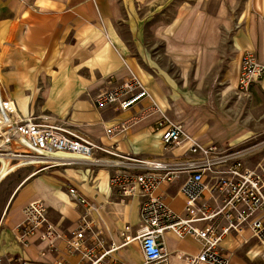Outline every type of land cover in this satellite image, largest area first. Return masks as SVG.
<instances>
[{"label": "crops", "instance_id": "crops-1", "mask_svg": "<svg viewBox=\"0 0 264 264\" xmlns=\"http://www.w3.org/2000/svg\"><path fill=\"white\" fill-rule=\"evenodd\" d=\"M160 3L161 0H0V77L21 114H50L98 145L114 147L119 154L138 160L178 159L184 149L165 150L161 141L163 131H156L160 115L152 110L155 103L202 143L227 146L219 127H198L182 119L178 109L173 108L171 100L179 84L170 68L177 67L180 59L200 57L209 68H225L220 75L231 90L237 89L245 52L254 53L264 64V0H195L190 11L203 7L206 16L218 13L221 33L211 36L207 27L210 23L205 20L207 34H185L183 40L163 34L154 38L152 46L146 36L147 13ZM228 3L234 4L237 14L236 28L230 36L226 35L230 24L223 18ZM179 19L178 14L172 23ZM132 76L141 80L151 94L150 99L123 112L95 107L96 96ZM183 77L185 80V74ZM184 80L182 88L187 87ZM252 92L260 96L264 80L254 85ZM123 123L127 129L122 134H106L107 129ZM96 158L119 161L100 152ZM82 167L88 170L83 171ZM10 168L6 163L0 164V264H80V256L68 252L65 244L85 215L84 209L70 197V188L96 206L130 207L128 216L101 211L105 225L96 213L90 220L106 248H116L108 261L143 264L139 242L125 244L123 236L127 225V236L139 234L143 199H124L109 184L111 176L124 172V168L114 164L78 165L57 171L54 177H37L43 171L31 172L28 165L7 173ZM90 169L94 171L92 176ZM211 181L212 177H208L205 184L209 186ZM183 182L181 176L169 185H161L153 197L162 198L170 209L180 213L186 203L180 193ZM33 201L45 204L49 224L62 235L54 250L40 238L45 229L36 232L26 245L18 240L16 228L24 219L25 206ZM162 242L166 264H189L201 251V241L193 237L180 239L167 232ZM222 248L229 264H264L263 247L249 230L241 235L230 234Z\"/></svg>", "mask_w": 264, "mask_h": 264}, {"label": "built area", "instance_id": "built-area-1", "mask_svg": "<svg viewBox=\"0 0 264 264\" xmlns=\"http://www.w3.org/2000/svg\"><path fill=\"white\" fill-rule=\"evenodd\" d=\"M263 79L264 64L254 53L245 52L237 80L239 94H245ZM150 98L151 94L141 80L132 76L96 96L94 105L98 109L112 107L123 112ZM152 110L160 115L156 131H163L161 141L165 150L183 148L184 154L180 158L172 161L138 160L119 154L114 147L106 149L98 145L50 114L23 115L6 92L0 77V164L11 167L7 173L24 165L35 167L38 172L78 165L114 164L124 168V172L111 176L109 184L124 199H143L139 234L127 236L130 231L127 225L123 235L125 244L134 240L139 242L143 264H166L162 238L167 232L180 239L193 237L201 241L199 255L189 260V264H229L222 248L224 239L247 230L264 250V157L256 168L250 169L244 161L248 150H235L218 143L204 144L187 133L181 124L173 122L155 103ZM126 125L117 124L107 129L106 134H122ZM99 152L119 161L97 159ZM181 176L184 182L180 193L186 203L183 210L176 213L162 198L153 197V193L159 186L169 185ZM208 177H212L209 186L205 184ZM69 195L84 209L85 215L78 229L65 240L68 252L80 256V264H117L107 260L115 246L106 248L98 238L90 216L96 213L105 225L102 212L108 210L128 216L130 207L122 204L96 206L75 188L69 189ZM23 216L16 228L19 242L26 245L36 232L45 229L40 238L54 250L62 235L49 224L45 204L30 202L25 206ZM1 225L0 222V229ZM261 259L264 262V253Z\"/></svg>", "mask_w": 264, "mask_h": 264}, {"label": "rangeland", "instance_id": "rangeland-1", "mask_svg": "<svg viewBox=\"0 0 264 264\" xmlns=\"http://www.w3.org/2000/svg\"><path fill=\"white\" fill-rule=\"evenodd\" d=\"M193 5L195 0H161L154 11L147 13L148 45L154 46V38L163 34L179 36L180 40H183L185 34L195 36L207 34L208 28L211 36L220 34L218 13L206 16L203 7L190 11ZM178 14L179 22L172 23L178 18ZM223 18L228 25L230 24L226 30V35L230 36L236 28L237 21L234 4L228 3L227 10H223ZM205 20H208L212 26L209 24L206 28L208 22H204ZM170 70L173 75L175 74L179 84L171 104L174 109H178L182 119L192 121L198 127L214 129L219 127L221 133H224L227 146L235 150H248L249 154L244 159L246 166L250 169L256 168L264 157V92H261L260 96L252 92V87L258 84L251 86L245 94H239L237 89L231 90L225 78L220 75L223 71L225 73V68L221 69L217 65L209 68L206 66V60L200 57L180 59L177 67H172ZM183 80L187 83L186 88H182ZM168 116L171 119V116ZM255 130L257 133H254ZM29 169L31 172H38L35 167ZM63 169L45 170L37 177L43 175L54 177L57 171ZM80 169L88 170L84 167ZM92 169H90L91 176L94 172ZM87 175L89 176L88 173ZM176 203L179 204L178 201Z\"/></svg>", "mask_w": 264, "mask_h": 264}]
</instances>
